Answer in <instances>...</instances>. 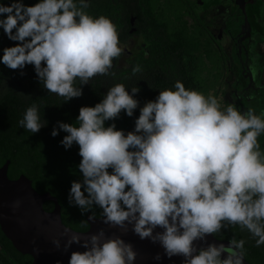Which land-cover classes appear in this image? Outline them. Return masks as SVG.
<instances>
[{
    "label": "clouds",
    "instance_id": "obj_1",
    "mask_svg": "<svg viewBox=\"0 0 264 264\" xmlns=\"http://www.w3.org/2000/svg\"><path fill=\"white\" fill-rule=\"evenodd\" d=\"M89 6L88 0L0 4V28L17 42L3 48L0 63L12 70L32 65L44 88L64 102L81 97L91 78L114 76L113 60L124 51L117 26L88 14ZM140 71L139 65L132 68L133 75ZM139 91L135 86L130 94L124 84H115L95 106L80 107L78 126L58 121L53 128V137L67 133L60 141L65 149L79 146L82 180L71 183L69 205L90 213L89 221L99 207L104 224L122 234L130 225L140 240L159 244L164 256L183 257L182 264H243L244 239L233 237L225 246L207 237L238 225L257 247L264 245V151L258 141L264 112L222 108L216 97L177 80L174 90L159 91L140 107L132 131L118 130L115 123L106 127L121 111L133 116ZM46 124L35 103L18 121L32 134ZM197 241L205 246L197 247ZM52 244L65 252L73 244L84 249L72 251L68 264H135L138 256L131 242L106 237L104 229L83 240L72 233L63 246L59 239Z\"/></svg>",
    "mask_w": 264,
    "mask_h": 264
},
{
    "label": "trees",
    "instance_id": "obj_2",
    "mask_svg": "<svg viewBox=\"0 0 264 264\" xmlns=\"http://www.w3.org/2000/svg\"><path fill=\"white\" fill-rule=\"evenodd\" d=\"M10 2L11 0H0V4L7 5ZM22 2L31 6L39 0ZM166 2L169 9H175L173 12L177 15L190 18V23L184 21L179 27L168 30L164 26L158 27L152 19L148 23L149 30L145 36L148 54L139 55L128 67H115L117 58L114 59L110 72L115 75H97L91 78L88 84L82 86L83 95L79 98L64 102L63 97L48 92L43 83L38 81L32 65H26L22 70H12L0 63V167L9 160L7 176L10 179L24 175L31 180L32 187L37 192H49L54 196L61 208L62 223L73 230H87L86 218L90 213L82 215L78 206L68 203L71 183L82 180V173L78 168L81 157L77 144L73 143L69 149H65L60 143L67 133L59 131L57 136L51 135L58 121L78 126L76 117L80 107L95 106L108 89L122 83L130 94L132 87L137 86L140 89L134 96L139 101V106L132 117L121 111L117 119L106 121L105 126L115 123L118 130L128 132L134 129L140 107L147 101L155 100L159 91L174 90L177 80L188 90L214 97L215 87L221 84L226 66L225 57L220 44L206 27V12H197L190 0ZM88 3L90 6L86 11L94 17L93 1ZM123 5L124 0H98V17H108L114 23L118 16L123 24L122 18L126 15ZM140 16L138 12V18ZM15 43L17 42L9 40L0 28V56L3 55V48L14 46ZM206 57L214 62V74L209 82L200 77ZM136 65L142 71L133 75L132 68ZM21 72L24 74L21 75ZM245 79L249 83V78ZM34 103L39 107L40 115L47 124L39 132L32 134L20 128L18 121L23 119L25 110ZM250 108L255 113L264 111V90L259 92L256 106ZM258 141L261 151H264V134L258 137ZM43 207L51 210L53 203L47 201ZM93 212L95 217L102 216V209L99 207H94ZM214 236L222 240L233 237L236 240L244 239V258L249 264H264V245L257 247L255 239L247 230H241L238 225L226 226ZM0 264H33L32 257L17 251L1 229Z\"/></svg>",
    "mask_w": 264,
    "mask_h": 264
},
{
    "label": "water",
    "instance_id": "obj_3",
    "mask_svg": "<svg viewBox=\"0 0 264 264\" xmlns=\"http://www.w3.org/2000/svg\"><path fill=\"white\" fill-rule=\"evenodd\" d=\"M239 9H243V0H237ZM9 160L0 167V229L10 240L13 247L22 254H28L33 259V264H68L72 251H83L79 245L73 244L66 252L56 250L52 244L53 239H59L61 246L72 233L80 234L81 239L104 229L105 236H122L126 242H131L138 252L135 264H182L183 257L164 256L159 244H153L148 239L140 240L134 235L129 225L127 234L117 227H110L103 223V216L95 217L94 221L88 220V229L76 231L66 226L61 221V208L57 199L49 192L39 193L33 187L31 180L24 175L16 179L7 176ZM52 202L53 208L45 210L43 204ZM17 202H19L17 204ZM161 231V229H156ZM208 242L223 243L228 245L229 239H218L212 235L207 237ZM197 247L205 246L197 241ZM161 254V259L156 261L153 257ZM223 258V257H222ZM244 259L243 264H249Z\"/></svg>",
    "mask_w": 264,
    "mask_h": 264
},
{
    "label": "rangeland",
    "instance_id": "obj_4",
    "mask_svg": "<svg viewBox=\"0 0 264 264\" xmlns=\"http://www.w3.org/2000/svg\"><path fill=\"white\" fill-rule=\"evenodd\" d=\"M197 0L194 1L196 9H208L206 24L214 38L218 41L223 51L226 64V72L223 75L221 84L215 87V97L222 108L234 105L239 111L246 112L250 107L256 106L259 92L264 90V0H249V13L254 23L247 27V52L245 58L240 61L239 71H248L251 77V84L246 89L237 88V77L234 72L237 63L232 49V41L227 37V28L237 23L241 18L236 4L232 0ZM158 23L173 30L184 21L190 20L176 12L165 10L157 11ZM236 39L239 38L236 35ZM238 43V42H237ZM126 48L123 54L117 58V67H128L129 63L142 53H145L146 45L140 36L130 38L126 44H120ZM130 52L128 54L127 52ZM214 74V62L211 58L204 59L201 68V79L209 82ZM207 96V95H205ZM264 112V111H261ZM260 112V113H261ZM260 113H255L259 115Z\"/></svg>",
    "mask_w": 264,
    "mask_h": 264
},
{
    "label": "flooded vegetation",
    "instance_id": "obj_5",
    "mask_svg": "<svg viewBox=\"0 0 264 264\" xmlns=\"http://www.w3.org/2000/svg\"><path fill=\"white\" fill-rule=\"evenodd\" d=\"M89 1H93L94 17H98V0H88V2ZM166 1L167 0H124L123 7H124V11L126 15H124L122 18L123 24H121V22L119 21L120 18H118V16L116 17V21H114V24L117 26L120 44L122 45L126 44L130 38L138 35L140 36L141 40L146 45L145 53H142V54L147 55L148 54L147 52L148 42L145 36L149 30L148 23L152 19H154L155 23L158 24V27H159L161 25H159L158 23L157 11L161 12L162 9L165 10L166 12L175 10L174 8L169 9ZM190 1H191L193 8L197 12L199 13L203 11L206 12V18H207L208 9H205V8L196 9L194 6V1H197V0H190ZM232 1L236 4V7L239 13L241 14V18L240 20H238L237 23H234L232 24L231 27H228L226 33H227V37H229V40L232 41V44H233L232 49L234 51V57L237 61L235 65V70H234L236 77H237V88L246 89L251 84V77L248 71L246 70L239 71V68H240L239 64H240V61H242V58H245L246 52H247V38L246 37L249 34L247 27L249 25L252 26L254 23L252 22V18L250 17V13H249V7H250L249 0H243L242 10L239 9L237 0H232ZM216 2L217 1L214 0L212 3H216ZM137 5H139V7H137ZM138 12L141 14L139 18H138ZM206 18H205V22H206ZM188 19L190 20V18ZM206 27H207V24H206ZM236 35H238L239 38L236 39L235 38L237 37ZM123 49L126 50V48H123ZM127 53L130 54V52H127ZM116 62H117V59L115 61V67H117ZM225 72H226V66H225L224 74ZM245 78H249V83L246 82L247 79Z\"/></svg>",
    "mask_w": 264,
    "mask_h": 264
}]
</instances>
